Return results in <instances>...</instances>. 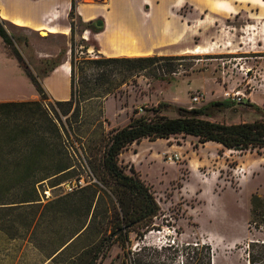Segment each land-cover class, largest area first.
Here are the masks:
<instances>
[{
	"label": "rangeland",
	"instance_id": "374dc122",
	"mask_svg": "<svg viewBox=\"0 0 264 264\" xmlns=\"http://www.w3.org/2000/svg\"><path fill=\"white\" fill-rule=\"evenodd\" d=\"M74 1L67 20L52 23L53 28L44 30L23 25L21 20L10 22L0 13V29L3 26L10 37L7 40L0 33V93L17 91L24 99H39L32 98L37 88L31 76L42 84V77L57 66L58 60L71 67L72 53L78 62L102 54L93 34L97 24L87 27ZM258 3L264 5L262 0ZM130 6L121 3L122 13H141L133 12ZM255 10L253 6L254 13ZM205 49L197 53L150 54L169 57L135 72L128 82L108 94L104 92L107 82L80 84L79 75L72 105L58 104L47 92L43 96L48 108L55 107L70 128L68 142L73 154L74 147L83 154L84 144L75 133L82 134L85 145H90L161 101L175 107H194L214 99H228L225 88L219 96L208 87L201 88V84L208 86L206 80L211 79L213 84L226 87L222 63L225 58L264 56V50ZM120 76L116 71L115 79ZM260 90L262 86L254 91ZM193 93H200L197 101L192 100ZM252 103L233 101L216 109L210 118L222 122L264 119V102ZM175 107L163 112L177 115ZM9 148L5 144L0 152L4 164L15 155ZM120 163L127 172L134 169L159 202L160 210L152 223L131 230L128 240L109 232L104 238L100 231L105 215L102 208L108 204L100 203L91 221L94 207L89 212L88 198L81 200L79 196L87 189L67 190L66 181L82 176L102 185L88 166H79L59 184L49 185L51 180L41 184L39 203L20 202L0 208V264H39L57 251L48 264H197L199 251L200 256H205L204 263L208 261L209 253L203 245L212 246V264H249L248 243L264 239V222H250L253 194L264 196V148L229 149L215 141L202 142L196 135L178 133L134 141L121 153ZM6 168L3 166L1 173L13 170L12 166ZM45 190L50 191L48 197ZM111 214L108 210L106 215L110 218ZM79 229V236L72 238Z\"/></svg>",
	"mask_w": 264,
	"mask_h": 264
},
{
	"label": "trees",
	"instance_id": "16d2710c",
	"mask_svg": "<svg viewBox=\"0 0 264 264\" xmlns=\"http://www.w3.org/2000/svg\"><path fill=\"white\" fill-rule=\"evenodd\" d=\"M74 6L73 0L72 11ZM91 24L92 22H87V27ZM0 33L10 40L3 26ZM167 57L169 56L100 54L98 57L82 58L78 62L76 55L72 53V95L68 100L56 102L60 105L73 104L79 75L80 84L107 82L104 92L108 94L128 82L135 72ZM60 62L58 60L56 64ZM116 71L121 74L119 79H115ZM31 79L41 98L0 100V152L4 151L5 144H9V152L15 154L6 164L3 163V158L0 159V208L16 206L20 202L39 203V189L46 180L52 181L47 182H51L49 185H56L69 178L79 166H88L102 183L91 182L77 188L80 191L87 189L86 193L79 196L81 200L88 198L89 212L94 207L91 221L96 218L100 203L108 204L102 208L105 215L100 231L104 238H108L106 236L109 232L114 236L121 234L124 240H128L131 230L152 223L160 210V204L150 187L134 169L131 173L127 172L120 163V155L129 144L144 137L153 140L184 133L196 135L202 142L221 143L227 148H264V119L222 122L210 118V114L216 109L221 110L223 106L231 105L232 99H214L194 107H175L168 101H161L157 105L146 107L144 113L133 116L126 125L115 127L108 135L94 139V144L85 145L82 140L84 136L75 133L81 144H84L83 154L78 147H74L76 157L68 142L71 137L70 128L58 115L55 107L48 108L46 105L48 102L45 100L46 96H43L46 92L43 85L34 76ZM241 103L254 104L250 101ZM173 107L178 110L177 115L171 116L163 112L166 108ZM3 166L6 169L12 166L13 170L1 173ZM108 210L112 211L110 218L106 215ZM251 211L250 222H264V196L253 194ZM80 230L72 238L77 234L79 236ZM248 246L249 264H264V239L252 240ZM202 248L208 250V261L204 263L205 256H200L199 251L197 264H212V246L203 245Z\"/></svg>",
	"mask_w": 264,
	"mask_h": 264
},
{
	"label": "crops",
	"instance_id": "0c3cea01",
	"mask_svg": "<svg viewBox=\"0 0 264 264\" xmlns=\"http://www.w3.org/2000/svg\"><path fill=\"white\" fill-rule=\"evenodd\" d=\"M72 2L73 0H0V13L10 22L17 23L21 20L23 25L44 30L67 20ZM258 2L259 0H94L91 3L76 0V11L85 22L97 24L98 29L93 34L98 50L107 56L182 54L187 51L197 53L205 51L199 50L205 47L217 48L216 52L231 49L263 51L264 5ZM121 3H130L133 12L139 10L141 13H122ZM248 10L251 12L248 13ZM258 56L261 58L251 60L250 64L257 65L264 74V56ZM206 81L208 86L206 83L201 84V88L208 87L219 96L223 94V84H213L211 79ZM41 82L51 98H71V67L66 62H60L42 77ZM262 87V91H253L244 101L262 105L264 83ZM17 93H0V100L24 99ZM32 98H40L37 89ZM57 252H53L39 264H48Z\"/></svg>",
	"mask_w": 264,
	"mask_h": 264
},
{
	"label": "built area",
	"instance_id": "2783aa9c",
	"mask_svg": "<svg viewBox=\"0 0 264 264\" xmlns=\"http://www.w3.org/2000/svg\"><path fill=\"white\" fill-rule=\"evenodd\" d=\"M252 59H257L253 55H234L223 59L224 77L226 87L224 95L228 99H232L236 102L244 101V98L250 95L257 87L263 86L264 74L257 65L250 64ZM238 75L234 78V76ZM200 97V93H193L191 95L192 100L197 101ZM46 105H48L46 103ZM172 158L173 155H170ZM91 179H86L84 176L78 179H72L66 181L67 190L72 191L80 188L89 182ZM47 197L50 195L49 190H45Z\"/></svg>",
	"mask_w": 264,
	"mask_h": 264
},
{
	"label": "bare ground",
	"instance_id": "6f19581e",
	"mask_svg": "<svg viewBox=\"0 0 264 264\" xmlns=\"http://www.w3.org/2000/svg\"><path fill=\"white\" fill-rule=\"evenodd\" d=\"M43 33H46V31H43ZM200 51L206 50V49H199ZM188 52V51H187Z\"/></svg>",
	"mask_w": 264,
	"mask_h": 264
},
{
	"label": "water",
	"instance_id": "95a60500",
	"mask_svg": "<svg viewBox=\"0 0 264 264\" xmlns=\"http://www.w3.org/2000/svg\"><path fill=\"white\" fill-rule=\"evenodd\" d=\"M100 23H101V21H100Z\"/></svg>",
	"mask_w": 264,
	"mask_h": 264
}]
</instances>
